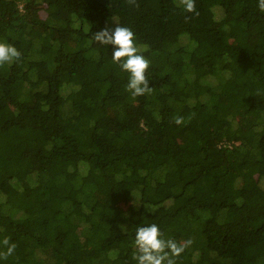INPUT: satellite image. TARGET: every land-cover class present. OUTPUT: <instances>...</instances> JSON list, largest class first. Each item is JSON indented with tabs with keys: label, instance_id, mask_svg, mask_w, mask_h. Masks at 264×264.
<instances>
[{
	"label": "trees",
	"instance_id": "trees-1",
	"mask_svg": "<svg viewBox=\"0 0 264 264\" xmlns=\"http://www.w3.org/2000/svg\"><path fill=\"white\" fill-rule=\"evenodd\" d=\"M195 4L0 0V264H136L140 223L175 264H264V11ZM117 24L144 95L93 39Z\"/></svg>",
	"mask_w": 264,
	"mask_h": 264
},
{
	"label": "clouds",
	"instance_id": "clouds-1",
	"mask_svg": "<svg viewBox=\"0 0 264 264\" xmlns=\"http://www.w3.org/2000/svg\"><path fill=\"white\" fill-rule=\"evenodd\" d=\"M181 3L185 11H196L195 0H181ZM258 7L264 11V0H258ZM93 39L103 46L111 45V60L119 64L128 74L126 88L132 96H141L151 91V82L146 76L149 60L140 54L135 34L130 28L119 24L115 27L106 26L95 31ZM20 56L21 52L15 45L0 40V66L12 63ZM176 123H181V119L177 118ZM3 244L8 245L3 256H11L15 244H9L7 239ZM133 245L135 251L132 255L136 264H175V257L179 256L186 246L174 239H165L156 223L138 224L135 228Z\"/></svg>",
	"mask_w": 264,
	"mask_h": 264
}]
</instances>
